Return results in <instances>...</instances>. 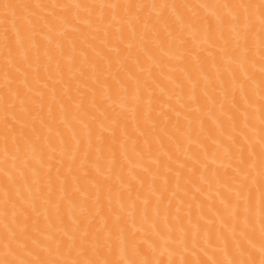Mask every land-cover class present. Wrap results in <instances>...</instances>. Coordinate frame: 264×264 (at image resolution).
<instances>
[{
    "label": "bare ground",
    "instance_id": "obj_1",
    "mask_svg": "<svg viewBox=\"0 0 264 264\" xmlns=\"http://www.w3.org/2000/svg\"><path fill=\"white\" fill-rule=\"evenodd\" d=\"M261 3L0 0V261L259 264Z\"/></svg>",
    "mask_w": 264,
    "mask_h": 264
},
{
    "label": "snow or ice",
    "instance_id": "obj_2",
    "mask_svg": "<svg viewBox=\"0 0 264 264\" xmlns=\"http://www.w3.org/2000/svg\"><path fill=\"white\" fill-rule=\"evenodd\" d=\"M248 7H252V5H248ZM260 7L262 9H264V0H262V3L260 5ZM262 15H264V13H262ZM262 144H264V138H262ZM262 211H264V192H262ZM262 233H264V222H262V229H261ZM261 253L262 255H264V244L261 245ZM0 264H25V262L23 261H16V260H9L7 258H5L4 260L0 261ZM29 264H38V262H29ZM46 264V262H45ZM54 264H59V262H54ZM95 264V262H94ZM132 264H135V262L133 261ZM146 264H152L151 261H147ZM205 264H207V262H205ZM233 264H237V262H233ZM243 264H256L255 260H251V261H244ZM259 264H264V258H262L259 262Z\"/></svg>",
    "mask_w": 264,
    "mask_h": 264
}]
</instances>
